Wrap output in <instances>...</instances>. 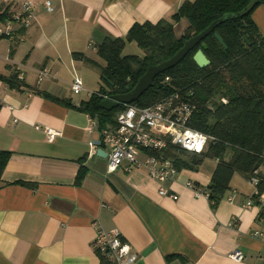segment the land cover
<instances>
[{"label": "crops", "instance_id": "crops-1", "mask_svg": "<svg viewBox=\"0 0 264 264\" xmlns=\"http://www.w3.org/2000/svg\"><path fill=\"white\" fill-rule=\"evenodd\" d=\"M23 1L0 0V10L13 13ZM30 1L31 26L15 28L13 38L0 37V151L8 152L0 175V264H107L92 247L95 221L132 245L139 254L134 264H264V204L255 199L243 207L254 192L245 176L234 174L213 205L187 182L208 190L214 158L196 169H178L163 185L174 199L160 194V183L144 169L109 171L101 153L88 155L97 134L88 133V113L80 106L90 97L87 91L101 87L105 61L97 46L124 38L135 23L169 20L193 0H49L50 12L45 0ZM252 19L264 36V2ZM187 25L184 18L175 23V35ZM42 69L52 77L38 83ZM14 71L19 88L3 79ZM75 76L84 83L79 94L70 88ZM36 126L58 134L48 141ZM81 166L86 172L76 185ZM231 190L236 194L229 201ZM254 231L263 235L254 237ZM234 248L242 253L239 262L228 256ZM169 254L174 256L166 259Z\"/></svg>", "mask_w": 264, "mask_h": 264}, {"label": "trees", "instance_id": "trees-1", "mask_svg": "<svg viewBox=\"0 0 264 264\" xmlns=\"http://www.w3.org/2000/svg\"><path fill=\"white\" fill-rule=\"evenodd\" d=\"M250 1H184L169 20L162 19L155 24L135 23L124 38L105 39L97 46V54L105 61L100 72L107 88L92 92L80 106L88 115L97 116L100 127L113 122L114 112L124 105L111 111L101 109L99 103L105 95L110 97L127 92L148 66L169 58L185 40L203 31L213 21L224 18L179 63L157 75L152 86L132 102L147 106L174 91L191 93L196 108L188 125L213 139L202 153L180 150L173 155V160L178 169H196L206 157L216 160L208 189V199L213 205L230 188L235 172L248 179L256 175L258 195L264 193V173H259L260 166L264 165V36L252 19L255 6L264 0H256L254 7L243 16L225 18L238 14ZM10 16L8 8L0 10V21ZM182 18L188 25L180 36H176L174 24ZM215 32L226 48L215 37ZM126 42H134L143 50V55H122ZM198 49H202L209 59L207 66L199 67L194 62L193 55ZM165 77L170 80L164 82ZM3 79L9 86L17 88L22 83L15 71L13 76ZM56 100L70 105L69 101ZM7 157V151H0V175ZM85 172L86 167L81 166L75 178L76 185H80ZM173 256L169 254L165 258Z\"/></svg>", "mask_w": 264, "mask_h": 264}, {"label": "built area", "instance_id": "built-area-1", "mask_svg": "<svg viewBox=\"0 0 264 264\" xmlns=\"http://www.w3.org/2000/svg\"><path fill=\"white\" fill-rule=\"evenodd\" d=\"M44 9L53 10L49 0L43 2ZM34 5L30 0H24L20 10L11 13L9 18L0 21V37H14L15 28H27L35 19ZM52 77L48 70L38 71L39 83L44 77ZM169 77L164 78L168 82ZM71 91L79 94L85 90L81 77L75 76L70 82ZM89 95L92 92L87 91ZM191 94V93H190ZM188 92L181 94L174 91L154 104L139 106L134 103L124 104L113 114V122L100 127L97 116L88 115V133H96L97 138L90 139L88 155L97 154L99 149L106 151L107 168L115 171L122 167L128 172L134 168L144 169L148 175L160 183L159 193L177 198L170 194L164 184L170 182L178 171L173 155L185 150L190 153H202L212 136L196 130L188 125V121L196 108ZM108 98V96H104ZM222 101H226L222 98ZM41 129L48 141H52L58 131L47 126H36ZM255 173L257 170L254 171ZM249 182L254 187V192L243 207H250L257 199L264 204V194L258 195V177L253 175ZM194 194L208 197V190L202 189L197 183L188 181ZM236 192L231 190L227 196L232 201ZM255 195H258L255 198ZM95 234L92 239L94 251L103 257L107 264H134L139 254L132 245L124 240L118 230H106L98 221L93 222ZM254 237H261L260 231L252 233ZM228 256L236 262L241 261L242 253L234 248Z\"/></svg>", "mask_w": 264, "mask_h": 264}, {"label": "water", "instance_id": "water-1", "mask_svg": "<svg viewBox=\"0 0 264 264\" xmlns=\"http://www.w3.org/2000/svg\"><path fill=\"white\" fill-rule=\"evenodd\" d=\"M256 4V0H251L246 7L241 10L238 14L227 15L225 18H235L237 16H243L247 12H249L254 5ZM224 18H219L218 20L213 21L209 26H207L200 33L191 36L189 39L185 40L182 47L177 50L172 56L169 58L147 67L146 71L139 77L136 84L124 93H119L112 95L108 98H103L99 107L106 111H111L114 108H117L121 104H129L137 100L143 92H145L148 88H150L153 84V80L155 77L166 70L171 69L177 63H179L204 37L210 34L214 28L217 26L219 22H221ZM215 37L222 43V45L226 48L221 37L215 32ZM194 62L199 67H204L209 64V59L204 54L202 49H198L193 55ZM103 155L106 157V152L104 150L99 149L97 154Z\"/></svg>", "mask_w": 264, "mask_h": 264}, {"label": "rangeland", "instance_id": "rangeland-1", "mask_svg": "<svg viewBox=\"0 0 264 264\" xmlns=\"http://www.w3.org/2000/svg\"><path fill=\"white\" fill-rule=\"evenodd\" d=\"M127 54H135V55H143V50H141L135 43L133 42H128L125 44L124 49L122 50V55H127ZM100 79H101V87H99L97 89V91H99L101 88H107V84L103 81V79L101 78V72H100ZM112 120H113V116H112ZM111 122H107V124H110ZM210 160H212V158L210 159V157H206L203 159L204 164L206 163H210ZM202 161V162H203ZM235 175H238V172L234 173ZM240 175V174H239Z\"/></svg>", "mask_w": 264, "mask_h": 264}]
</instances>
